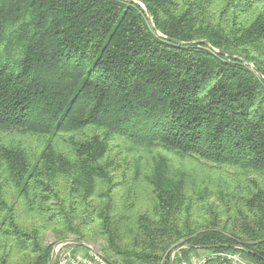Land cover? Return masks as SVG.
<instances>
[{"label":"trees","instance_id":"1","mask_svg":"<svg viewBox=\"0 0 264 264\" xmlns=\"http://www.w3.org/2000/svg\"><path fill=\"white\" fill-rule=\"evenodd\" d=\"M69 237L264 264V0H0V264Z\"/></svg>","mask_w":264,"mask_h":264},{"label":"built area","instance_id":"2","mask_svg":"<svg viewBox=\"0 0 264 264\" xmlns=\"http://www.w3.org/2000/svg\"><path fill=\"white\" fill-rule=\"evenodd\" d=\"M68 239L75 238L69 237L64 240ZM61 241L54 243H58L55 264H109L103 259L96 246L99 253L86 247H82L85 250L75 252L76 244ZM185 248L187 247L178 246L172 249L169 260L175 261V264H252L240 252L206 249L200 252H190L184 256L181 251Z\"/></svg>","mask_w":264,"mask_h":264},{"label":"rangeland","instance_id":"3","mask_svg":"<svg viewBox=\"0 0 264 264\" xmlns=\"http://www.w3.org/2000/svg\"><path fill=\"white\" fill-rule=\"evenodd\" d=\"M33 140L34 139H32V140L29 139L30 142H32ZM151 151H158V150L152 149ZM167 153L169 155H171L172 162L175 165H181V166H184L186 168L193 169L194 171L199 172V173H208L211 176L214 175V177L218 174V170H217L218 168L217 167H214L211 164L205 163L204 161L199 160L194 156H182V155L173 154L170 152H167ZM201 215H197V213H196V215H193L194 218H192V219L194 221H198L199 222L198 224L203 223V219L200 218ZM53 241H55V240L53 239L52 235L50 233H46L45 234V242L51 244V243H53ZM88 243L98 247L99 251L101 252V247L103 245V241L101 239H96L94 242L89 241ZM81 250H85V249L82 248V246H77V245L75 246V252H78ZM203 250H206V249H203ZM203 250H199L198 252L203 251ZM171 251H170V253H171ZM170 253H169V256H170ZM250 262L252 264H255L252 261H250Z\"/></svg>","mask_w":264,"mask_h":264},{"label":"water","instance_id":"4","mask_svg":"<svg viewBox=\"0 0 264 264\" xmlns=\"http://www.w3.org/2000/svg\"><path fill=\"white\" fill-rule=\"evenodd\" d=\"M143 8L144 10L147 12L146 10V7L143 5ZM148 19H149V22L151 23L152 27H153V24H152V20L150 18V16L148 15ZM154 28V27H153ZM205 42V41H204ZM61 242H69V243H73V244H76L78 246H82V247H86V248H92L94 251L98 252L95 248L94 245L86 242V241H81V240H77V239H68V240H62ZM57 246H58V243L54 244L52 246V250H51V256H50V264H55L56 262V254H57ZM204 249H209V248H204ZM99 253V252H98ZM102 255V253H101ZM103 259L105 261H107L109 264H115L114 262H112L110 259H108L107 257L103 256ZM170 264H173L172 260L170 259Z\"/></svg>","mask_w":264,"mask_h":264}]
</instances>
